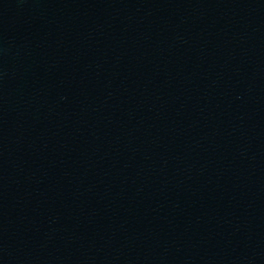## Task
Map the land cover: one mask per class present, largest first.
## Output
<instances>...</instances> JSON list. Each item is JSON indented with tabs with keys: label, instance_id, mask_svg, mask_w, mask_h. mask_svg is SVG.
<instances>
[{
	"label": "water",
	"instance_id": "obj_1",
	"mask_svg": "<svg viewBox=\"0 0 264 264\" xmlns=\"http://www.w3.org/2000/svg\"><path fill=\"white\" fill-rule=\"evenodd\" d=\"M0 264H264V0H0Z\"/></svg>",
	"mask_w": 264,
	"mask_h": 264
}]
</instances>
